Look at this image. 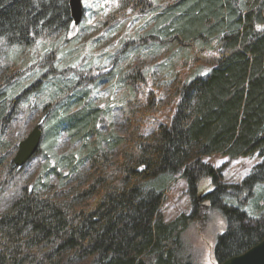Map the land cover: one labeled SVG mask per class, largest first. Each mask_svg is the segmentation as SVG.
Listing matches in <instances>:
<instances>
[{
  "label": "trees",
  "instance_id": "obj_1",
  "mask_svg": "<svg viewBox=\"0 0 264 264\" xmlns=\"http://www.w3.org/2000/svg\"><path fill=\"white\" fill-rule=\"evenodd\" d=\"M119 5L120 13L148 15L149 30L133 43L119 45L109 55L113 64L165 49L207 69L172 80L173 116L148 131L144 128L147 115L155 112L157 91L146 90L150 72L119 71L116 80L114 72L105 74L128 96L124 137L113 131L101 137L106 111L91 102L87 87L60 85L57 78L66 76L55 74L51 61L26 87L19 71L1 81L0 150H7L3 131L17 111L50 90L37 124L42 133L37 154L50 163L62 131L79 142L84 150L80 159L92 172L82 196L95 200L75 209L44 194L42 179L22 188L0 216V264H199L183 234L214 211L225 222L213 246L216 264L264 239V211L258 207L264 204V189L251 200L264 185V0H175L165 7L156 0H119ZM114 18L124 19L120 14ZM73 26L69 0H0V59L5 49L23 52ZM83 79L95 84L102 78ZM103 146L118 151L111 169ZM212 155L229 160L256 155L259 162L239 184H223L221 169L202 161ZM70 158L68 175L77 165ZM6 160L0 156V168L6 166L7 173L19 169L13 159ZM60 160L54 162L56 174ZM175 175L186 183L192 212L166 223L160 206ZM204 178L210 179L212 191L200 194L198 183ZM224 198L239 205L251 200L261 213L254 218Z\"/></svg>",
  "mask_w": 264,
  "mask_h": 264
},
{
  "label": "rangeland",
  "instance_id": "obj_2",
  "mask_svg": "<svg viewBox=\"0 0 264 264\" xmlns=\"http://www.w3.org/2000/svg\"><path fill=\"white\" fill-rule=\"evenodd\" d=\"M160 7H165L175 0H156ZM82 19L80 25L73 26L67 34H59L49 38L40 39L33 47L24 50H4L0 59V83L11 77V74L20 75L22 86L26 87L35 82L36 78L43 72V65L48 61L52 62L55 74L66 77L57 78L60 85H76L79 88L87 87L91 102L107 113L106 123L101 125L99 133L101 137L113 131L119 137L127 135L129 123L125 117L124 102L128 96L121 86L107 80L105 74L114 72L115 80L123 71L134 74L140 72V68L150 72L147 76L146 90H155V112L147 115V125L144 128L148 131L157 124H168L173 116L176 99L171 97L174 78L185 79L191 72L205 67L196 63L191 65L181 60L177 55L175 58L165 49L155 53H143L138 58L132 56L127 59H120L118 64H113L109 55L123 43H133L137 36H142L149 30L148 15L138 16L130 11L120 13L119 0H81ZM123 15V20H116L114 17ZM116 21H119L116 23ZM115 22V23H114ZM120 23V24H119ZM111 26H116L110 28ZM120 43V44H119ZM163 64V66H160ZM207 69V68H205ZM79 76V79L75 77ZM16 77V76H15ZM102 79L96 80L95 84L86 82L83 78ZM66 78L67 81L63 79ZM113 84V85H112ZM50 90L45 95L32 100L30 107L24 105L17 111L10 126L3 131L2 139L8 145L4 152L0 150V156L5 155L11 161L17 151L18 144L23 141L33 130L41 117V108L48 102ZM59 102L61 98L57 99ZM58 102V103H59ZM139 118V117H138ZM151 123V124H150ZM150 124V125H149ZM142 131V130H141ZM144 133V130H143ZM91 141V140H89ZM108 154L110 169L119 159L118 151L109 150L103 146ZM38 153V151H37ZM35 154L30 161L19 169L7 173L6 166L0 168V216L5 214L12 202L20 194L22 188H30L39 179L43 180V193L51 195L58 202L70 203L75 209L86 208L95 200L94 197L82 196L84 189L89 185L91 170L87 164L80 159L84 150L79 142H75L65 131H62L57 140L56 146L51 153V162L48 163L44 155ZM76 168L68 175V164L71 159ZM61 159L58 174L52 172L54 162ZM202 161L214 168L221 169V180L223 184H239L252 168L259 162L257 156L242 157L236 160H229L225 156L212 155L205 157ZM43 175V177H42ZM58 175H62V179ZM42 177V178H40ZM171 182L166 186L160 213L164 222H171L178 216L188 215L192 212L191 199L187 195L185 181L180 175L170 178ZM257 188V187H256ZM264 185L258 186L255 193L261 192ZM212 191L211 181L208 178L198 183V193L206 194ZM249 200V201H251ZM224 202L249 213L252 217L258 218L261 211H264L263 202L259 203L262 210H254L251 203L224 198ZM250 216V217H251ZM251 217V218H252ZM225 230V222L217 212H210L208 220L191 224L184 232L183 238L187 243L190 253L199 264H216L213 257V246L216 237Z\"/></svg>",
  "mask_w": 264,
  "mask_h": 264
},
{
  "label": "water",
  "instance_id": "obj_3",
  "mask_svg": "<svg viewBox=\"0 0 264 264\" xmlns=\"http://www.w3.org/2000/svg\"><path fill=\"white\" fill-rule=\"evenodd\" d=\"M70 16L74 26H78L82 19L81 0H69ZM42 133L39 126H35L27 137L17 146L13 157L15 167H23L39 150ZM222 264H264V239L240 256L231 258Z\"/></svg>",
  "mask_w": 264,
  "mask_h": 264
}]
</instances>
